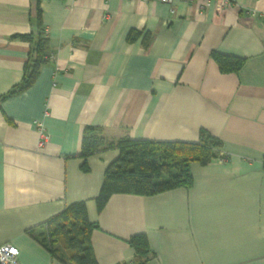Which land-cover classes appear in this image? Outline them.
I'll list each match as a JSON object with an SVG mask.
<instances>
[{"label": "crops", "instance_id": "1", "mask_svg": "<svg viewBox=\"0 0 264 264\" xmlns=\"http://www.w3.org/2000/svg\"><path fill=\"white\" fill-rule=\"evenodd\" d=\"M39 27L49 55L7 95ZM212 51L242 65L221 72ZM85 126L111 141H196L205 129L221 149L190 163L187 187L114 193L97 210L118 150L81 157ZM263 157L264 0H0V245L17 248L14 264H63L29 230L77 201L96 225L97 264H133L140 233L139 264H264Z\"/></svg>", "mask_w": 264, "mask_h": 264}, {"label": "trees", "instance_id": "2", "mask_svg": "<svg viewBox=\"0 0 264 264\" xmlns=\"http://www.w3.org/2000/svg\"><path fill=\"white\" fill-rule=\"evenodd\" d=\"M133 35L134 32L130 31L127 38ZM24 36L30 44L29 59L24 64L21 81L7 95L28 87L49 55L48 41L40 27L36 36ZM211 57L221 72H236L243 62L240 57L217 51H212ZM109 148H116L118 155L104 171L95 198L97 210L114 193L153 195L189 186L190 163L197 161L205 164L217 158L221 141L205 129L199 130L196 141H154L129 137L111 141L102 136L100 127L85 126L80 143L81 157ZM221 156L227 157L226 154ZM262 169L264 171V157ZM95 226L87 218L85 203L77 201L50 217L41 228L30 229L29 234L63 264H97L90 244V234ZM128 241L137 255L133 264L141 263L148 251L145 235L134 234Z\"/></svg>", "mask_w": 264, "mask_h": 264}, {"label": "built area", "instance_id": "3", "mask_svg": "<svg viewBox=\"0 0 264 264\" xmlns=\"http://www.w3.org/2000/svg\"><path fill=\"white\" fill-rule=\"evenodd\" d=\"M105 2L111 1V0H104ZM145 1H156L159 3H167V4H172L174 1L177 0H145ZM185 1H195V0H185ZM206 5L211 1V0H202ZM218 1L220 4H226L230 0H215ZM37 129L39 130L40 134V140H39V145L43 144L48 138V134L46 133L44 127L41 125V123H37ZM220 161H224L225 157L221 156L218 158ZM17 248L10 243H4L0 245V263L1 264H14L16 259H17Z\"/></svg>", "mask_w": 264, "mask_h": 264}]
</instances>
